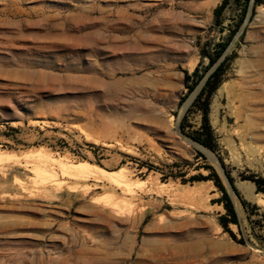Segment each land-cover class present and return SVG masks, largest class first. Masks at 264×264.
Instances as JSON below:
<instances>
[{
    "label": "rangeland",
    "instance_id": "obj_1",
    "mask_svg": "<svg viewBox=\"0 0 264 264\" xmlns=\"http://www.w3.org/2000/svg\"><path fill=\"white\" fill-rule=\"evenodd\" d=\"M258 1L228 0L221 29L223 0H0V264H264L237 197L244 245L218 226L212 182L188 181L209 166L224 184L220 167L264 221V194L243 180L264 177ZM232 30L210 151L189 138L217 63L204 72L199 47Z\"/></svg>",
    "mask_w": 264,
    "mask_h": 264
},
{
    "label": "trees",
    "instance_id": "obj_2",
    "mask_svg": "<svg viewBox=\"0 0 264 264\" xmlns=\"http://www.w3.org/2000/svg\"><path fill=\"white\" fill-rule=\"evenodd\" d=\"M228 0H223L222 4L216 8L213 12L214 16V25L220 27L222 29V20L221 15L227 5ZM249 0H245V4H248ZM260 1L255 0V5H258ZM244 4V5H245ZM247 11V5L244 6L241 14V18L239 23L236 25V29L242 24L244 15ZM235 30H232L225 41H221L214 45L210 43H204L199 47V56L200 58L206 59L208 64L204 69V72L212 67L217 60L222 56L226 48L228 47ZM230 58L225 57L219 65L215 68L213 72L207 77L204 82L202 88L197 94L196 98L191 104V108L198 111L201 115V125L198 131H196L193 135L189 136V138L196 142L197 144L203 146L204 148L214 151V136L209 125L208 120V112H209V104L212 95L218 89L220 84L222 83V77L226 71V63ZM198 65L191 73L184 71L183 74V86L187 90V93L191 92L195 85L202 79L203 73H200ZM184 120V118H183ZM7 130L11 133V135H4L5 138L9 139L12 142H17L15 135L18 132L17 129L7 127ZM181 130H183V126L181 125ZM92 154H94L92 152ZM205 170L209 172V174L205 177L202 176H192L189 178V182H199V181H211L214 187L220 193V198L215 201L218 205H220L223 209V214L220 215L217 219L218 226L222 229L223 233H226L229 238L241 245L246 244L249 240L246 239V234L244 229L242 228L241 222L238 218V215L235 211L232 200L222 183L220 177L214 172V170L206 166ZM226 178L229 184L232 187L234 195L239 200V203L245 213V219L247 221V229L250 231L249 235L253 237V239L257 242L259 246L264 249V221L262 219H254L258 213L260 212V208L256 205H251L243 200L235 188L233 184V179L226 175ZM243 180H247L251 182L255 186L256 194H264V177L260 176H249L243 178ZM185 181H182L184 183ZM231 227L236 228V233L231 230ZM256 232H261V235H258ZM237 235L239 238H237Z\"/></svg>",
    "mask_w": 264,
    "mask_h": 264
},
{
    "label": "water",
    "instance_id": "obj_3",
    "mask_svg": "<svg viewBox=\"0 0 264 264\" xmlns=\"http://www.w3.org/2000/svg\"><path fill=\"white\" fill-rule=\"evenodd\" d=\"M251 5H252V0H251ZM221 62V59L214 65V67L211 69V71L206 75V77L203 79L201 85L199 86V88L197 89V91L195 92V95L198 94L199 90L202 88L204 82L206 81L207 77L210 75L211 72H213L215 70V68L219 65V63ZM219 173L223 179V182H224V186L229 194V196H234V192L232 190V187L231 185L229 184L226 176L224 175L223 171L221 170V168L219 167Z\"/></svg>",
    "mask_w": 264,
    "mask_h": 264
},
{
    "label": "crops",
    "instance_id": "obj_4",
    "mask_svg": "<svg viewBox=\"0 0 264 264\" xmlns=\"http://www.w3.org/2000/svg\"><path fill=\"white\" fill-rule=\"evenodd\" d=\"M245 189L248 190V192H251L253 190V186L249 185V186H245Z\"/></svg>",
    "mask_w": 264,
    "mask_h": 264
},
{
    "label": "bare ground",
    "instance_id": "obj_5",
    "mask_svg": "<svg viewBox=\"0 0 264 264\" xmlns=\"http://www.w3.org/2000/svg\"><path fill=\"white\" fill-rule=\"evenodd\" d=\"M205 153L207 154V152H205ZM80 165L82 166L83 164H80ZM256 202L262 204L264 201H262V199L260 200V199L257 198Z\"/></svg>",
    "mask_w": 264,
    "mask_h": 264
}]
</instances>
